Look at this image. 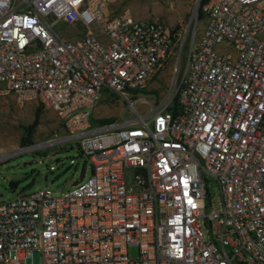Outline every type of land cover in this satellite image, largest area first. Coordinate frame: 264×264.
Here are the masks:
<instances>
[{
	"label": "built area",
	"instance_id": "built-area-1",
	"mask_svg": "<svg viewBox=\"0 0 264 264\" xmlns=\"http://www.w3.org/2000/svg\"><path fill=\"white\" fill-rule=\"evenodd\" d=\"M117 1L0 0V95L54 108L92 164L71 190L0 201V263L37 250L42 264H264V0H209L189 44ZM183 57L141 110L148 80ZM105 93L132 116L97 123Z\"/></svg>",
	"mask_w": 264,
	"mask_h": 264
},
{
	"label": "rangeland",
	"instance_id": "rangeland-1",
	"mask_svg": "<svg viewBox=\"0 0 264 264\" xmlns=\"http://www.w3.org/2000/svg\"><path fill=\"white\" fill-rule=\"evenodd\" d=\"M198 3L199 0H118L113 8L116 12L130 9L137 18L163 20L178 36L187 30L186 44H189L205 25V16L201 17L199 12L202 0L197 8ZM58 30L68 39L79 34V29L73 30L64 24ZM183 63L184 57L181 63L174 59L148 80L140 93L144 100L138 103L141 110H148L152 102H159L172 90L183 72ZM38 110L39 123L33 128ZM131 116V108L115 93H105L94 111V119L100 124L106 119L119 121ZM66 134L61 116L51 106L41 101L20 104L13 93L0 95V201L20 191L44 187L60 194L89 178L91 161L75 141L63 139ZM210 190L217 200L218 188L214 181ZM130 254L138 255L137 245L130 246ZM26 264H42L41 252L35 250Z\"/></svg>",
	"mask_w": 264,
	"mask_h": 264
},
{
	"label": "trees",
	"instance_id": "trees-1",
	"mask_svg": "<svg viewBox=\"0 0 264 264\" xmlns=\"http://www.w3.org/2000/svg\"><path fill=\"white\" fill-rule=\"evenodd\" d=\"M209 0H202V4H201V7H200V16L203 17L205 16L204 12H203V6L208 2ZM39 118H40V110H38V112L36 113V118H35V121H34V124H33V128L39 123ZM111 122H114L112 119H106L104 121H102L101 124H106V123H111Z\"/></svg>",
	"mask_w": 264,
	"mask_h": 264
},
{
	"label": "water",
	"instance_id": "water-1",
	"mask_svg": "<svg viewBox=\"0 0 264 264\" xmlns=\"http://www.w3.org/2000/svg\"><path fill=\"white\" fill-rule=\"evenodd\" d=\"M199 3H200V1H199ZM198 6H199V4L197 5V8H198Z\"/></svg>",
	"mask_w": 264,
	"mask_h": 264
},
{
	"label": "bare ground",
	"instance_id": "bare-ground-1",
	"mask_svg": "<svg viewBox=\"0 0 264 264\" xmlns=\"http://www.w3.org/2000/svg\"><path fill=\"white\" fill-rule=\"evenodd\" d=\"M199 4V3H198Z\"/></svg>",
	"mask_w": 264,
	"mask_h": 264
}]
</instances>
